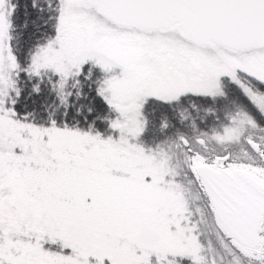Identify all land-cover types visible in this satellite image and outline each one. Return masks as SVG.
I'll return each instance as SVG.
<instances>
[{"label": "snow or ice", "instance_id": "1", "mask_svg": "<svg viewBox=\"0 0 264 264\" xmlns=\"http://www.w3.org/2000/svg\"><path fill=\"white\" fill-rule=\"evenodd\" d=\"M0 264H264V0H0Z\"/></svg>", "mask_w": 264, "mask_h": 264}]
</instances>
